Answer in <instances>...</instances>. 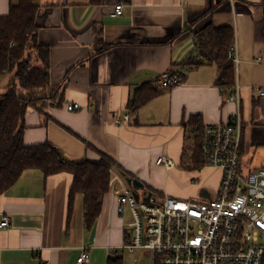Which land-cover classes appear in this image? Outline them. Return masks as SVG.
<instances>
[{
	"label": "crops",
	"instance_id": "0c3cea01",
	"mask_svg": "<svg viewBox=\"0 0 264 264\" xmlns=\"http://www.w3.org/2000/svg\"><path fill=\"white\" fill-rule=\"evenodd\" d=\"M18 0H0V16ZM37 40L50 49L52 89L39 109L26 113L24 143H51L67 162L99 163L103 155L117 162L145 188L173 198L204 201L216 197L221 172L187 168L195 149L189 131L193 118L204 124L229 123L238 111L218 85L220 70L200 52L196 35L209 25L231 27L241 88L242 167L264 168V0H36ZM121 16H113L116 7ZM164 73H176L180 84L160 86ZM158 94L136 113L129 102L141 91ZM56 97V95L54 96ZM80 109L69 111L68 105ZM129 116L128 122L125 117ZM118 120L120 121L118 123ZM175 167L167 170L157 160ZM112 170L110 192L92 228L84 217L83 195L70 204L74 178L61 173L45 178L26 171L0 196V264H119L127 230L117 211L118 197L129 186ZM130 187V186H129ZM205 187V188H204ZM199 190L200 193H199ZM130 223V222H129Z\"/></svg>",
	"mask_w": 264,
	"mask_h": 264
},
{
	"label": "built area",
	"instance_id": "2783aa9c",
	"mask_svg": "<svg viewBox=\"0 0 264 264\" xmlns=\"http://www.w3.org/2000/svg\"><path fill=\"white\" fill-rule=\"evenodd\" d=\"M122 14L123 7L117 6L113 16ZM229 56L235 65L239 63L236 46ZM159 82L162 88L171 89L180 84V77L164 73ZM257 92L264 96V88ZM227 102L238 105L229 123L200 121L195 126L202 164L199 170L221 172L216 197L193 202L170 196L158 200L152 194L145 201L142 196L135 198L132 187H125L118 197L117 211L130 214L132 221L127 228L133 229V236L125 231L123 251L148 249L151 264H264V168L245 172L242 167L241 88L237 83ZM80 108L79 104L67 106L69 111ZM129 119L127 115L125 121ZM157 164L167 170L175 167L165 157L158 158ZM9 226V216L3 215L0 227ZM116 256L120 258L121 252ZM89 260V251L84 248L78 264Z\"/></svg>",
	"mask_w": 264,
	"mask_h": 264
},
{
	"label": "trees",
	"instance_id": "16d2710c",
	"mask_svg": "<svg viewBox=\"0 0 264 264\" xmlns=\"http://www.w3.org/2000/svg\"><path fill=\"white\" fill-rule=\"evenodd\" d=\"M38 12L36 0H18L17 4H11L8 15L0 16V76L14 74L24 90L20 93L17 87H13L0 95V196L29 170L39 171L45 178L61 173L71 174L74 181L70 190V204L77 195L84 196V221L90 229L101 214L105 195L110 192L112 170L116 168L123 175L131 176L106 155L99 163H71L65 161L62 152L49 142L32 146L24 143L28 109H39V102L46 99L43 94L47 90H51L53 99L61 96L60 88L50 87V49L40 45L37 40ZM196 42L203 56L218 66V85L230 95L236 85V66L229 56L235 43L233 28L209 25L196 35ZM157 94L156 90L146 95L140 91L129 102V111L136 113ZM199 122V118H193L189 125L196 144L187 168L200 169L202 166L199 138L195 135V126ZM147 191L156 193L152 188H147Z\"/></svg>",
	"mask_w": 264,
	"mask_h": 264
},
{
	"label": "rangeland",
	"instance_id": "374dc122",
	"mask_svg": "<svg viewBox=\"0 0 264 264\" xmlns=\"http://www.w3.org/2000/svg\"><path fill=\"white\" fill-rule=\"evenodd\" d=\"M13 87H17L20 93L24 92V90L19 86V83L16 81L14 74L0 76V95L6 93L8 90H10ZM200 191L201 190H199V193ZM139 193L143 197V191H139ZM155 197L158 200H163L164 198L162 195L158 193H155ZM178 199L193 201V202L204 201V199L200 196V194H197L196 197L192 199H185V198H178ZM125 220L127 223L131 222L132 221L131 216L127 214L125 216ZM128 234L129 236H133L132 228H128ZM263 242L264 240L261 239V243ZM150 257H151V251L148 249H139L136 250L135 252L122 250L119 264H134L135 262H137L138 264H151Z\"/></svg>",
	"mask_w": 264,
	"mask_h": 264
},
{
	"label": "water",
	"instance_id": "95a60500",
	"mask_svg": "<svg viewBox=\"0 0 264 264\" xmlns=\"http://www.w3.org/2000/svg\"><path fill=\"white\" fill-rule=\"evenodd\" d=\"M126 181H127L128 185L130 187H132V189L134 190L135 198L137 200H140V197H141L139 191H143V199L145 201H149V199L153 193L148 192L145 188V185L142 182H140L139 180H136V179H132V178H127Z\"/></svg>",
	"mask_w": 264,
	"mask_h": 264
}]
</instances>
